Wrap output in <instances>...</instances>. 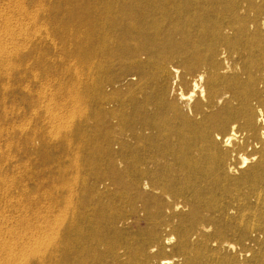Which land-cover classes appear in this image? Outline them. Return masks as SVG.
I'll list each match as a JSON object with an SVG mask.
<instances>
[{"label":"bare ground","instance_id":"obj_1","mask_svg":"<svg viewBox=\"0 0 264 264\" xmlns=\"http://www.w3.org/2000/svg\"><path fill=\"white\" fill-rule=\"evenodd\" d=\"M71 45L81 77L51 70ZM57 239L66 264H264V0H0V264Z\"/></svg>","mask_w":264,"mask_h":264},{"label":"rangeland","instance_id":"obj_2","mask_svg":"<svg viewBox=\"0 0 264 264\" xmlns=\"http://www.w3.org/2000/svg\"><path fill=\"white\" fill-rule=\"evenodd\" d=\"M66 50L79 51V47L77 45H71L67 49H65V47H57L55 49H51V56H52L51 70L52 72L60 71L63 69L66 72V74H69L70 72L73 71L75 74L81 77L82 67H83L82 57L76 55L70 58H63L61 55ZM54 53L56 54L59 53L60 57L54 56ZM104 64L106 66L102 70V74H101L102 81L116 79L119 75H121V71L116 61L115 62H105ZM63 81H64L63 90H64V93L66 94L67 88L70 86L73 80L69 79L68 76L65 75ZM71 92L76 95L77 100L80 102L82 90L79 87V85H76V87L73 88ZM124 93L122 92L120 94H116L117 96L115 97L118 102H121V101H124V99H127V95ZM26 100H27V97L24 94H20L18 97L8 96L7 101L4 104V109L7 112H10L13 108L14 114L16 110H18L20 113L26 112L27 114H29ZM51 101H53V103H57V102L65 103V102H68V99H67V96L63 95V93L61 92L59 94L51 95ZM56 113H58V115H61V112L59 111L54 112V114ZM11 121L12 122L16 121V116L13 117ZM33 127H34V121H29L24 131L29 132L30 130L33 129ZM22 133L24 132L21 131L16 134L15 136L16 144L22 139ZM12 150L14 151V155H15L14 158L16 161L26 163L23 161H25L28 156L25 154L23 146L21 150L20 147H18V145H15ZM64 150H65L64 146H62L60 150V149H57L55 146L51 145V164L53 165V167H60L61 163H63L64 160H63L62 155H64ZM80 152H81V155L79 157V160L83 162L86 160V158L89 157L90 148H87V146H82ZM40 159L43 160L44 159L43 156H40ZM37 167H39L38 164L30 165V168H37ZM82 173H83V170H82ZM32 175L34 177H37L39 175V172L38 171L36 173L32 172ZM53 175L54 174L51 169V177ZM54 204H56V206L53 208L52 206ZM64 205H65V197H64L62 190L51 191V210L55 209L56 207L59 209H63ZM55 215H56V212H51V216H55ZM59 223L61 225L65 223V216H61ZM61 241H62L61 239H57L56 241H53L54 243L45 245V248H44L45 251L43 252V254L41 256H35L31 264H39L41 260L44 262V264H51L50 263L51 257L53 259H56L57 264H66V250L63 246H61Z\"/></svg>","mask_w":264,"mask_h":264}]
</instances>
